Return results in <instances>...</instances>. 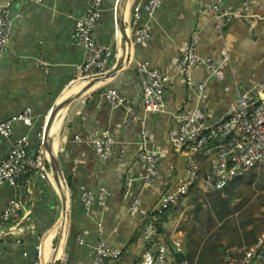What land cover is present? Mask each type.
Wrapping results in <instances>:
<instances>
[{
  "label": "crops",
  "instance_id": "1",
  "mask_svg": "<svg viewBox=\"0 0 264 264\" xmlns=\"http://www.w3.org/2000/svg\"><path fill=\"white\" fill-rule=\"evenodd\" d=\"M6 1L0 0V5ZM134 1L127 12V0H119L116 28L113 13L116 0H104L94 35L118 53L116 63L120 64L126 59L121 24L126 21L131 37L140 26L148 24L150 38L132 42L125 68L95 83L74 100L58 129L55 150L71 180L69 192L73 189L74 193L62 250L72 264L91 263L100 232L109 247L122 248L118 258H109L105 264H138L145 249L140 239L143 218L140 212L133 215L127 212L128 205L122 196L124 173L134 170V188L142 194L141 207L150 210L157 204L160 191L173 188L186 174L185 157L172 150L171 133L178 124L177 115L199 107L202 113H207L206 119L212 121L226 112L237 94L264 80V20H227L222 15L216 21L210 11L213 0H163L152 17L143 14L136 24L131 23ZM242 1L222 0L220 12L240 8ZM86 2L12 1L15 20L0 63V119L24 108L31 109L36 120L28 132L32 155L39 148L36 129L44 125L51 107L72 85L70 80L76 67L83 62L84 53L73 43L72 34L75 19L84 12ZM249 7L254 13L264 14V0H251ZM194 35L198 38V52L204 58L217 61L223 54L226 56L222 79L207 78L202 67L193 71V84H203L201 97L196 89L188 87L178 69L180 48ZM143 61L169 77L164 86L162 111L143 110L136 77V65ZM105 82L108 83L103 85ZM82 86L80 81L72 91ZM108 86L124 96L125 103L119 108H111L104 100L103 89ZM130 116L137 121H131ZM142 121L150 143L161 153L158 162L161 177L147 187H142L139 179L143 166L136 159L135 147ZM25 131L21 123H14V136ZM105 131L115 138L116 147L100 167L92 148L72 138L77 134L85 140ZM7 147L3 139L0 159ZM121 148L126 150L124 157L119 155ZM208 165L201 161V170H207ZM51 183L48 176L42 178L36 173L23 177L18 187L0 183V214L11 198L22 206L19 220L0 223V264H33L36 254L38 260L47 257L53 250V241L58 237L61 240L65 226L59 234L55 232L49 249L44 245L45 237L60 220L59 195ZM82 187L96 191L106 188L110 195L103 203L85 209L79 199ZM225 188L211 193L195 184L179 202L161 214H154L160 237L171 249L168 264H225L226 257H241L264 234V187L254 189L248 202L241 201V193L227 200Z\"/></svg>",
  "mask_w": 264,
  "mask_h": 264
},
{
  "label": "built area",
  "instance_id": "2",
  "mask_svg": "<svg viewBox=\"0 0 264 264\" xmlns=\"http://www.w3.org/2000/svg\"><path fill=\"white\" fill-rule=\"evenodd\" d=\"M12 1L7 0L5 4L0 5V63L15 20L11 8ZM162 1L135 0L131 8V23L137 24L143 14L152 17ZM249 2L251 0H243L240 8L222 14L220 12L222 0H213L210 11L216 21H219L222 15L227 20H264V14H257L250 10ZM103 9L104 0H87L84 12L75 19L72 40L75 46L82 49L84 59L76 67V73L70 80V84L84 82L94 76L105 74L117 60L118 53L114 52L110 46L99 42L94 35V26ZM150 35L148 24H144L140 26L135 36L131 37V43L144 42L150 38ZM197 44L198 38L195 35L182 44L178 69L188 87L191 90L196 89L201 97L203 84L198 86L193 84V71L202 67L207 73V78L222 79L224 77L223 61L226 56L223 54L217 61L204 58L198 52ZM136 77L144 112L162 111L164 86L169 80L168 75L160 68L143 61L136 65ZM102 96L113 109L125 103L124 96L112 86L104 88ZM206 116L207 113H202L199 107L185 110L177 115L178 124L171 133L172 150L175 154L185 157L186 174L178 179L173 188L160 191L157 204L153 208L142 209V194L134 188L136 181L133 175L134 170L124 173L122 196L128 205L127 212L132 215L140 212L143 218L140 239L145 249L138 264H168L171 256L170 247L160 237L154 214H161L171 205L179 202L195 184L205 192L214 193L223 189L234 176L257 164L264 165V80L237 94L226 112L219 117L208 121ZM130 120L136 122L137 118L130 116ZM35 121L30 108H24L20 112L0 119V142L4 139L8 144L5 155L0 159V183L18 187V182L23 177L35 173L37 176L47 178L48 172L43 161L41 145L43 126L36 129L35 138L39 141L37 155H32L29 150L28 132L33 128ZM17 122L21 123L27 131L14 136V123ZM72 140L83 141L90 146L99 159L100 167L112 155L116 147L115 138L108 131L100 136H89L85 140L74 134ZM135 147L136 159L143 166V172L139 178L142 180V187L150 186L153 181L161 177L158 166L161 153L150 143L144 121L139 125V137ZM125 154V148L119 149V155L124 157ZM201 161L209 164L207 170H201ZM109 195L110 192L106 188L96 191L82 187L79 199L83 208L89 209L95 203H103ZM21 209L19 201L11 198L9 205L0 214V223L7 220H19ZM78 242L81 244L82 239L79 238ZM121 254L122 248L109 247L100 232L90 264H105L107 259L118 258ZM254 262L264 264V234L253 246L245 250L241 257H226L225 260V264ZM55 263L72 264L64 251ZM33 264H39V260L33 261Z\"/></svg>",
  "mask_w": 264,
  "mask_h": 264
},
{
  "label": "water",
  "instance_id": "3",
  "mask_svg": "<svg viewBox=\"0 0 264 264\" xmlns=\"http://www.w3.org/2000/svg\"><path fill=\"white\" fill-rule=\"evenodd\" d=\"M118 1L116 0L115 6H114V22L116 25V28L119 26V22L117 21V17H116V8L118 5ZM126 43H127V49L130 51L132 43H131V36L125 37ZM125 64H120V62H115L114 65H112L109 70L103 74V75H98V76H94L90 79H87L83 82V86L82 89L77 92L76 94H74L71 97H68L66 99H63L61 101L56 102L52 107L51 110L48 114V117L43 125V136H42V141H41V145H42V150L47 151L49 153V155H53L51 156V159L49 158V163L51 166V170H54L56 172V176L58 177V179L60 180L61 184L63 185V190H57L58 195H59V202H60V214L59 217L60 219H62L63 217L66 216V214H68V219H69V213H70V199H71V193L69 192V187L65 178V173L63 171L60 159L58 158V156H56V154L51 153V148H50V143H48L47 137L52 125V122L54 121L58 111L63 108L64 106H66L67 104H70L72 101H74L75 99H77L84 91H86L88 88L93 87L95 85V83H99L101 80L105 79V77H109V76H113L117 71L119 70H123L125 68ZM57 152V151H56ZM55 152V153H56ZM37 153L34 154V156H36ZM44 161V159H43ZM43 237V236H42ZM59 239V237H58ZM42 240V238H41ZM55 255V254H53ZM57 259H54V256L51 257V259H49V261L47 262V264H54L56 262Z\"/></svg>",
  "mask_w": 264,
  "mask_h": 264
},
{
  "label": "bare ground",
  "instance_id": "4",
  "mask_svg": "<svg viewBox=\"0 0 264 264\" xmlns=\"http://www.w3.org/2000/svg\"><path fill=\"white\" fill-rule=\"evenodd\" d=\"M119 3L120 2L118 1V4ZM131 3H132V0H127V12H129V7H130ZM126 20H127V18H126ZM125 25H126V21L123 24V26L121 24L120 28H121V32L123 35V42H124V46H125L124 50H125V57H126V59L124 60V62L122 64L126 65L130 59L131 49H130V51L127 49V43H126L125 37H128L129 35L127 34L128 27L126 28ZM78 83L79 82H74V83H72V85L66 87V89L61 94L59 101L66 99L68 97H71L74 94H76L77 92H79L82 88L77 89L75 91H72L74 89V86ZM88 89L86 91H88ZM86 91H84L79 97H81L83 94H85ZM73 102L74 101H72L70 104H67L63 108H61L58 111L54 121L52 122L50 131H49V134L47 137L48 143H50V148H51L52 154H53V152H54V154H56L55 152L57 150V149L55 150V148L57 147V143H58V129H59L61 123L63 122L64 117L66 116L65 114H67V112H68V110H69V108ZM43 154L45 157L47 155L50 159H51V156H53V155L50 156L49 153L47 151H44V150H43ZM55 174H56V172L54 170H51V172H49L47 174V176L50 179V181L52 182V184L56 187L57 190H63L64 189L63 185L61 184L60 180L58 179V177ZM58 219H60V218H58ZM64 226H65V229H64ZM67 226H68V214H66V216L63 217L62 219L58 220L56 225L54 226V229L45 237L44 245L47 249H49L52 237L54 236L55 232H56V234L57 233L59 234L60 230L64 229L61 240H60V238L59 239L57 238V242H56L52 252L45 258L41 257V259L39 260V264H47V262L49 261V259H51L52 256H54V259H58L61 256L62 250H63L64 239H65L66 232H67ZM59 240H60V242H59ZM53 254H55V255H53Z\"/></svg>",
  "mask_w": 264,
  "mask_h": 264
},
{
  "label": "rangeland",
  "instance_id": "5",
  "mask_svg": "<svg viewBox=\"0 0 264 264\" xmlns=\"http://www.w3.org/2000/svg\"><path fill=\"white\" fill-rule=\"evenodd\" d=\"M56 156H58L57 152H56ZM44 159L47 161V166L46 165L45 166L47 172L49 173L51 171L49 157L46 156L44 157ZM225 187H224L225 188L224 192L226 194L227 200L233 198L234 195L236 194L239 195V193H241V197H240L242 199L241 201L248 202L250 199L253 198L254 189L264 187V165L257 164L256 166L250 168L249 170L234 176L227 183ZM223 189H221L220 191H222ZM59 211H60V206H59ZM68 224H69V219H68ZM56 242H57V238L53 241V248Z\"/></svg>",
  "mask_w": 264,
  "mask_h": 264
},
{
  "label": "trees",
  "instance_id": "6",
  "mask_svg": "<svg viewBox=\"0 0 264 264\" xmlns=\"http://www.w3.org/2000/svg\"><path fill=\"white\" fill-rule=\"evenodd\" d=\"M44 163L47 166V161L46 160H44ZM65 174H66L65 178H66L67 184L70 187L71 180H70L69 175L67 174V172H65ZM71 187H72V185H71ZM73 196H74V193H73V189H72V191H71V199H72ZM156 225L158 226V231H160L159 223L156 222ZM34 261H38L37 254H36L35 258H34ZM54 264H56V263H54Z\"/></svg>",
  "mask_w": 264,
  "mask_h": 264
}]
</instances>
